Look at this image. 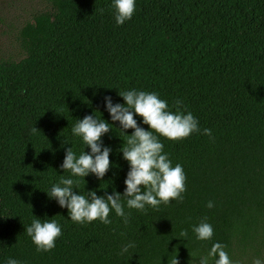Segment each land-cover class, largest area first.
Returning a JSON list of instances; mask_svg holds the SVG:
<instances>
[{"label":"trees","instance_id":"obj_1","mask_svg":"<svg viewBox=\"0 0 264 264\" xmlns=\"http://www.w3.org/2000/svg\"><path fill=\"white\" fill-rule=\"evenodd\" d=\"M112 5L42 0L17 30L16 53L0 57V264H200L215 243L232 264H264V0H135L123 25ZM133 89L157 93L172 112L180 100L198 120L200 132L186 139L159 137L183 167V201L142 212L122 199L127 223L114 210L107 225L74 223L46 192L63 177L86 198L123 194L120 149L134 130L119 129L104 98L124 104L118 92ZM86 115L111 128L102 180L60 167L69 147L77 158L90 153L72 134ZM37 218L61 227L49 252L38 253L25 231ZM201 221L213 228L209 240L196 239Z\"/></svg>","mask_w":264,"mask_h":264},{"label":"clouds","instance_id":"obj_2","mask_svg":"<svg viewBox=\"0 0 264 264\" xmlns=\"http://www.w3.org/2000/svg\"><path fill=\"white\" fill-rule=\"evenodd\" d=\"M115 20L118 25H123L130 20L135 12V0H113ZM123 98L124 104L113 103L110 96H106L105 108L113 122H119V129L126 134V130L133 129L131 135L120 151L123 159L129 164L124 184L123 194L105 192L98 196L95 191H88L87 198L74 191V185L78 183L72 178H61L58 184H54L49 192L50 199H55L61 208H67L68 216L74 223L85 224L99 220L105 225L110 224L108 219L112 210L117 216L123 217L127 223V215L124 212L122 199L126 200L129 209L146 211V206L153 209L161 204L168 205L172 200L183 201L186 191V176L180 164L172 166L168 155L163 152V143L159 137L169 141H180L188 138L193 132H200L198 120L191 112L187 114L181 110L182 101L175 102L176 111L169 110L168 103L159 98L157 93L137 91L135 89L118 92ZM139 116L142 123L148 126V130L141 127L134 118ZM109 123L103 119H97L95 115H86L72 128V134L82 138L83 143L90 148V153L83 152L77 156L72 147L66 149L65 158L60 165L63 171H69L73 177L85 178L89 174L102 180L110 168L111 148L104 146L102 137L109 133ZM38 129L34 127L33 131ZM204 135L211 137L210 129L203 130ZM211 201L207 207L212 208ZM206 221V218H205ZM201 221L193 228L196 239L204 241L213 236L212 226ZM27 235L36 246V251L49 252L56 246V239L62 234L61 227L55 220L41 222L34 219L26 228ZM186 230L181 231V237H187ZM130 247V246H129ZM226 246L220 243L212 245L208 257H218L215 264H232ZM127 251V247L125 248ZM208 257H202L200 264H208ZM7 264H20L19 261L9 258ZM172 264H179L177 258ZM254 264H261L259 259Z\"/></svg>","mask_w":264,"mask_h":264},{"label":"rangeland","instance_id":"obj_3","mask_svg":"<svg viewBox=\"0 0 264 264\" xmlns=\"http://www.w3.org/2000/svg\"><path fill=\"white\" fill-rule=\"evenodd\" d=\"M41 5L42 0H0V57L16 53L18 28Z\"/></svg>","mask_w":264,"mask_h":264}]
</instances>
